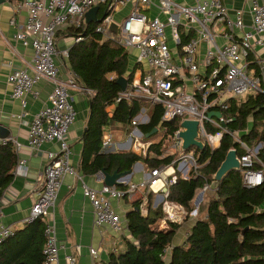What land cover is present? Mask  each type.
Here are the masks:
<instances>
[{
	"label": "built area",
	"instance_id": "obj_1",
	"mask_svg": "<svg viewBox=\"0 0 264 264\" xmlns=\"http://www.w3.org/2000/svg\"><path fill=\"white\" fill-rule=\"evenodd\" d=\"M107 1L114 13L105 16L96 30L105 35L110 22L115 21L114 14L130 4L131 11L119 22L118 42L137 52L136 67L125 77L128 83L126 89L121 90L117 102L139 97L152 104H161L162 122L155 134H160V138L167 135L165 123L177 118L181 121L180 128L168 138L165 155L177 154L170 165L153 169L148 179L132 183L127 191L105 184L106 173L103 170L95 174L96 179L103 182L101 187L84 183V195L93 206L96 224H107L122 232L124 216L116 209L113 199L126 194L134 199L140 188H147L148 193L154 192L161 198L160 205L165 212L162 217L168 222L181 223L199 213L200 206L205 202L204 194L212 190L211 182L197 191L193 199L197 207L192 210L169 198V187L178 181V177L188 179L192 171L199 167L197 150L198 153L201 150L197 146L183 150L180 132L184 130V120L198 121L199 139L206 144V148L220 146L225 133L233 135L246 151L239 156L244 184L257 187L264 183V163L260 157L264 142L249 147L236 131L228 128L230 118L224 114L230 99L243 102L262 90L260 77L248 73L246 59L254 44H264V0H252L251 25L245 23L243 10L235 16L231 15L224 0H189L185 3L176 0H23L20 7L27 10L28 17L23 29L15 34V39L25 47H32L33 58L28 67L16 69L8 76L13 86L12 97L21 99L25 106V96L33 91L34 84L41 79L50 81L53 90L49 95V104L34 116L29 130V145L37 150L46 142L60 144L58 151L49 153L48 163L42 172L41 192L26 218V221L39 216L46 219L44 258L40 264L59 261L61 244L50 212L56 204L65 176L79 173L71 163L72 149L67 140L76 120L71 90H82L90 99L95 94L94 90L82 84L80 76L72 68L68 70L67 79L62 78L63 64L58 61L69 58L71 47L61 48L57 33L68 26H81L86 22V12L90 8ZM151 7H156L159 14L149 16L143 12ZM219 30H225L226 42L223 45L215 41ZM184 36L191 37L183 42ZM82 39L75 37V42ZM202 40L209 45L203 57L200 55ZM210 112H220L221 116H209ZM149 120L147 109L142 108L131 122L127 142L141 154H146L156 143L140 129V125ZM103 133L102 145L108 148L114 142L113 132L107 126ZM9 141L15 148L20 145L12 138L0 139V145ZM14 173L28 174L26 160L18 161ZM130 175L129 172L118 182L127 184ZM144 205L142 211L147 214L148 209ZM14 229L12 225L0 223V243ZM91 253L98 255L95 247L91 248ZM65 259L66 264H77L74 253H67Z\"/></svg>",
	"mask_w": 264,
	"mask_h": 264
},
{
	"label": "trees",
	"instance_id": "obj_2",
	"mask_svg": "<svg viewBox=\"0 0 264 264\" xmlns=\"http://www.w3.org/2000/svg\"><path fill=\"white\" fill-rule=\"evenodd\" d=\"M108 5L109 1L100 4L99 17L114 13ZM99 24L83 22L81 26H68L65 31L69 37H83L71 46L68 59L82 84L95 92L90 99L87 129L82 138L81 170L86 175H94L100 170L130 172L141 160H146L152 169L171 164L177 154L166 157L163 154L166 140L180 128L179 118L164 124L167 135L164 140L151 145L149 152L154 154L151 157L134 151L103 152V131L110 121L131 126L132 119L143 107L149 106L150 121L140 125V129L148 134L160 126L163 107L139 97L117 102L122 90L118 80L128 72L129 53L119 42L105 41L104 35L96 30ZM190 37L184 36L183 42ZM248 60H252L250 53ZM110 106H114L112 115L108 110ZM224 114L230 118L228 128L239 131L240 139L249 147L264 142L263 89L243 102L230 99ZM232 148L239 156L246 152L233 135L225 133L219 147H207L199 153L197 150L198 169L192 171L188 179L179 176L170 186L169 198L192 210L197 191L212 182L213 175ZM260 157L264 163L263 150ZM18 161L12 141L0 145V198L14 179ZM117 188L127 190L128 185L120 183ZM123 197L128 203L127 194ZM148 197L147 214L142 211V200L131 202L126 211L131 237L125 238V249L112 252L108 262L99 264H264V183L248 187L243 182L242 171L231 170L219 181L214 195L204 205L203 215L196 220L186 238L171 247L169 258H166V251L180 224L172 222L168 229L155 227L165 212L161 205L152 206L153 193ZM45 225L46 219L39 216L27 221L22 228L14 229L0 243V264H40L44 258Z\"/></svg>",
	"mask_w": 264,
	"mask_h": 264
},
{
	"label": "crops",
	"instance_id": "obj_3",
	"mask_svg": "<svg viewBox=\"0 0 264 264\" xmlns=\"http://www.w3.org/2000/svg\"><path fill=\"white\" fill-rule=\"evenodd\" d=\"M21 1L23 0L0 1V136L11 135L12 139L20 143L16 148L18 158L19 160H26L28 165V174L22 176L14 173L13 181L5 188L0 198V223L12 225L15 229L22 228L25 225L31 207L34 205L41 192L42 172L48 163L49 153L60 149V144L55 141L43 143L37 150L29 145V130L31 123L34 116L49 104V95L53 90V84L46 79L37 81L33 86V91L25 96V106L21 99H14L12 97L13 86L9 83L8 76L16 69L28 67L33 58L32 47H25L20 41L15 39V34L20 29H23L28 17L27 10L20 7ZM176 1L185 3L189 0ZM224 3L229 13L233 16H235L238 11L243 10L245 23L247 25L252 24V14L250 12L252 0H224ZM131 8L132 6L129 4L117 11L115 14L119 13L120 18H116L115 21L119 23L121 19L129 14ZM143 12L149 16H156L159 14L156 7L145 9ZM66 29L67 28H62L57 33L59 46L61 48L71 47L75 43V37L66 36ZM222 30H219V34L215 37V41L218 45H223L226 42L225 30L223 32ZM208 46L207 42L201 41V57L204 56ZM127 50L128 53L132 52V55H129L131 60L129 61L128 72L124 77L134 71L136 67V50ZM250 54L252 55V60L249 61L248 57L246 59L248 65L247 71L250 75L260 77L261 86L264 91V44H254ZM58 62H62L63 64L61 67L62 78L67 79L68 70L72 68L69 59L65 61L60 59ZM257 71H259V74H257ZM71 97L76 111V120L71 126L70 132L67 135V140L72 149L71 163L79 173L78 175L67 174L65 176L56 204L50 212V219L54 221L56 225L58 238L61 244L59 261L54 264H66L65 255L67 253H74L77 256V264H99L108 262L112 252H120L125 249V238L131 237L126 219V211L129 209L130 203L142 200V206L144 203V207L147 208L149 201L148 195L150 193L154 195L152 206H159L161 198L154 192L148 193L147 188H140L136 191V198L134 199L130 198L127 194L129 204L125 201L124 197L113 199L116 209L124 216V230L122 232L115 230L107 224H96L94 209L89 199L84 195L83 185L86 183L89 186L99 188L102 186L103 182L98 181L95 174H84L80 168L83 150L82 138L87 129L90 114V98L79 89L71 90ZM108 110L112 115L114 106H110ZM148 113L147 109V114ZM112 122L115 121H110L107 126L113 132L114 127ZM250 123H252V120H250ZM126 128L127 139L121 142H113L110 147L103 148V152L134 151L145 157L153 156L154 154L149 152L150 148L146 154H141L130 146V143L127 141L129 139V130H131L132 127L129 125L126 126ZM236 132L240 137L241 133L239 131ZM155 136L157 135L154 134L152 137L150 136L149 139L156 140V143L164 140V138L160 137L155 139ZM166 141L165 151L169 145V140L167 139ZM165 151L163 157L168 156V154L165 155ZM162 165L166 166V164ZM152 170L153 169L150 168L146 160L136 162L130 171L131 175L129 182L124 185H128L129 189L132 183H141L149 178ZM79 176H81L82 179H80ZM198 218H193L192 224L189 229H187V234ZM171 223V221L168 222L161 217L156 221L154 226L168 229ZM181 223L179 224L181 225ZM171 244L172 245L167 248L166 258H169L171 247L175 245L173 243ZM92 247L97 249V256L91 253Z\"/></svg>",
	"mask_w": 264,
	"mask_h": 264
},
{
	"label": "water",
	"instance_id": "obj_4",
	"mask_svg": "<svg viewBox=\"0 0 264 264\" xmlns=\"http://www.w3.org/2000/svg\"><path fill=\"white\" fill-rule=\"evenodd\" d=\"M4 1V0H0ZM100 6L96 5L90 8L86 12V23L90 24L92 22L100 23L103 18L98 16ZM120 38V25L118 22L112 20L107 28V31L104 35V40H115L119 41ZM119 84L122 87V90L126 89L128 80L125 77H121L118 80ZM216 115L218 117L221 116L220 112H210L209 116ZM183 131L180 132V137L183 140V150H189L194 146H197L201 151L206 149V144L199 139L200 134L198 132V121L196 120H184L182 121ZM157 128L153 129L150 133L147 134L148 137L156 134ZM11 135L8 136H0L1 140L11 138ZM231 170H241L240 157L235 148H232L228 151L225 160L222 162L221 166L217 170V172L213 175V180L211 182V188L215 191L218 187L219 181L222 180ZM106 173L105 184L109 186H117L118 179L127 175L128 173L125 171L119 172L115 171L113 173Z\"/></svg>",
	"mask_w": 264,
	"mask_h": 264
},
{
	"label": "rangeland",
	"instance_id": "obj_5",
	"mask_svg": "<svg viewBox=\"0 0 264 264\" xmlns=\"http://www.w3.org/2000/svg\"><path fill=\"white\" fill-rule=\"evenodd\" d=\"M114 18H120V14H115ZM125 18V17H124ZM123 18V19H124ZM123 19H121L119 22H122ZM129 55H132V52L129 53ZM129 60H131V57L129 58ZM112 76L115 77V75L113 74ZM143 108L148 109L149 106H145ZM149 114V113H148ZM181 121V120H180ZM112 125L114 127L113 130V141L114 142H121V141H125V139H127V128L126 126L116 123V122H112ZM129 130V134H130ZM161 135H157L154 138L157 139L158 137H160ZM214 195V190H210L208 193L204 194V199L205 202L200 206L199 208V213L196 216H191L188 220H186L185 222L181 223L180 227L177 229L176 233L174 234V237L172 239V243L173 244H179L181 243L185 238H186V234H187V229H189L190 225L192 224L193 218L194 217H200L203 215V208L204 205L208 202L207 200H210V198ZM193 207H197L196 204L193 202Z\"/></svg>",
	"mask_w": 264,
	"mask_h": 264
}]
</instances>
